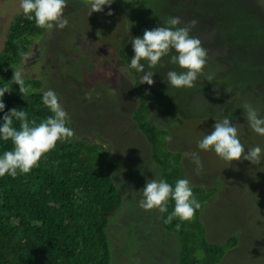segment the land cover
I'll return each instance as SVG.
<instances>
[{
	"label": "rangeland",
	"instance_id": "obj_1",
	"mask_svg": "<svg viewBox=\"0 0 264 264\" xmlns=\"http://www.w3.org/2000/svg\"><path fill=\"white\" fill-rule=\"evenodd\" d=\"M19 4L0 0V51L9 24L22 11ZM64 16L68 25L35 38L29 46L34 55L18 68L40 78L43 91L57 93L73 139L99 143L119 163L112 177L122 205L106 227L111 264L178 262V236L162 227L158 210L139 207L146 181L161 179V169L132 119L138 97L134 78L119 56L126 34L134 55L132 37H142L145 29L170 16L180 17L181 27L198 21L190 34L207 49V63L194 87L177 89L168 85L166 74L180 69L163 57L151 69L154 83H145L151 113L160 128L169 130V148L182 153L186 178L217 187L200 212L206 238L223 243L238 237L217 264H264V160L253 165L241 157L228 163L197 148V140L225 116L236 124L246 148H264V136L251 130L241 108L248 102L264 116V0H114L91 15L88 0H67ZM193 151L204 165L200 174L184 155Z\"/></svg>",
	"mask_w": 264,
	"mask_h": 264
},
{
	"label": "trees",
	"instance_id": "obj_2",
	"mask_svg": "<svg viewBox=\"0 0 264 264\" xmlns=\"http://www.w3.org/2000/svg\"><path fill=\"white\" fill-rule=\"evenodd\" d=\"M46 31L22 11L9 24L0 51V87L10 91L2 98L5 109L0 112V121L12 108L24 109L37 123L51 115L41 102L44 91L40 78L23 75V93L12 82L21 64V51H28L32 41ZM128 40V34L121 39L119 56L134 78L138 97L132 119L149 142L150 158L160 167L162 179L174 185L178 178H186L182 153L169 148V130L160 128L153 118L141 74L129 67L133 55L127 48ZM14 126L18 128L19 122ZM11 148V141H0V153ZM115 158L97 142L70 138L58 141L29 173L0 177V264H111L106 227L109 217L122 205L112 177L119 167ZM192 186L201 208L190 221L173 219L170 224L163 222L167 213H161L162 227L179 238L177 264H217L237 244L238 237L232 235L223 243L207 240L200 212L217 187ZM173 206L169 200V212ZM176 223H181L179 231Z\"/></svg>",
	"mask_w": 264,
	"mask_h": 264
},
{
	"label": "clouds",
	"instance_id": "obj_3",
	"mask_svg": "<svg viewBox=\"0 0 264 264\" xmlns=\"http://www.w3.org/2000/svg\"><path fill=\"white\" fill-rule=\"evenodd\" d=\"M114 0H88L89 15L92 12L104 10L105 5H111ZM67 0H20L19 7L29 20H34L36 27L45 30L63 29L69 21L64 16ZM111 15V11L108 13ZM198 21L193 19L183 27L181 18L170 16L158 27L145 29L142 37H132L134 55L130 59L129 67L141 73L142 83L152 85L155 72L151 69L161 64L163 57L169 58V63L180 70H169L166 74L167 83L173 88H192L198 77L203 73L207 63V49L202 46L199 38L192 36L191 30ZM34 55L33 50L21 51V63ZM147 68V71L145 70ZM211 81L212 77H208ZM12 82L19 85V91H26L23 69L14 71ZM6 86L0 87V112H4L3 96L9 92ZM86 98H91L86 93ZM60 98L53 89L42 93L41 102L51 115L37 123L36 119H29L24 109L12 108L4 113L0 121V141H11L12 148L0 153V177L8 175L15 178L18 174H27L38 163L42 156L52 150L58 141L64 142L74 136V130L68 126V113L59 102ZM243 115L252 131L264 136V116L252 104H242ZM19 122V127L14 126ZM197 148L205 152H214L221 160L228 163L240 160L250 161L258 165L264 160V148L255 145L246 148L236 124L225 116L217 121L210 133L197 140ZM195 165L197 174L204 170V165L198 151L186 152ZM142 198L139 207L145 210L156 209L160 213H167L163 219L170 224L173 219L180 222L190 221L201 202L193 192V186L188 178H178L174 185L165 179H150L141 190ZM169 200L174 202L171 212L168 209ZM177 231L181 223H176Z\"/></svg>",
	"mask_w": 264,
	"mask_h": 264
},
{
	"label": "crops",
	"instance_id": "obj_4",
	"mask_svg": "<svg viewBox=\"0 0 264 264\" xmlns=\"http://www.w3.org/2000/svg\"><path fill=\"white\" fill-rule=\"evenodd\" d=\"M177 244L179 245V241H178V243H177ZM237 244H238V242H237ZM237 244H236V245H237ZM236 245H235V246H236ZM235 246H234V247H235ZM230 250H231V249H230ZM228 251H229V250H228Z\"/></svg>",
	"mask_w": 264,
	"mask_h": 264
}]
</instances>
